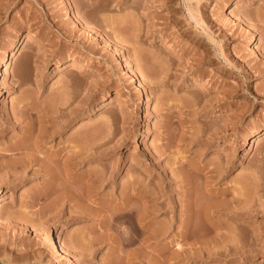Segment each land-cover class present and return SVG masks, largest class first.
<instances>
[{
	"label": "rangeland",
	"instance_id": "374dc122",
	"mask_svg": "<svg viewBox=\"0 0 264 264\" xmlns=\"http://www.w3.org/2000/svg\"><path fill=\"white\" fill-rule=\"evenodd\" d=\"M0 189V264H70L51 232L79 264H264V0H0ZM124 204L171 229L120 244Z\"/></svg>",
	"mask_w": 264,
	"mask_h": 264
},
{
	"label": "bare ground",
	"instance_id": "6f19581e",
	"mask_svg": "<svg viewBox=\"0 0 264 264\" xmlns=\"http://www.w3.org/2000/svg\"><path fill=\"white\" fill-rule=\"evenodd\" d=\"M189 1V3L191 2V1H193V0H188ZM199 2V1H198ZM197 2V3H198ZM236 5V4H235ZM195 8V6L193 7V4L191 5V4H189V6H188V10H189V13H190V16L192 17V18H194V19H196L197 20V18H196V15H197V13L199 12H195V10H197L196 8ZM195 13H196V15H195ZM198 22H199V20H198ZM201 22V21H200ZM240 22L242 23V24H244V21L242 20V19H240ZM255 36L254 35H252V42L253 43H255L256 42V40H257V37L256 38H254ZM26 40V42H31V41H37L38 43H39V47H42V46H44V44H43V42L42 41H39L38 39H37V37H36V35H34L33 33H27V35H25V37H24V39L22 40V42H24ZM169 46H171V44L169 45ZM150 50V49H149ZM149 50H147V53H148V51ZM152 50H154V49H151L150 51H152ZM155 50H157V49H155ZM168 50V48H166V49H159L158 50V52H156V53H158L157 55H159V54H167V51ZM173 51L171 52L173 55V57L174 58H180V57H183V56H185V53H184V51L183 50H177V49H172ZM149 51V52H150ZM153 52V51H152ZM155 52V51H154ZM16 54H17V49H16V47H14V49H13V52H12V56H16ZM153 54V53H152ZM149 55V54H148ZM153 55H155V54H153ZM152 55V56H153ZM157 55H155V56H153V57H151L152 58V60H150V61H152V63L155 65L156 64V62L158 63V57L159 56H161V55H159L158 57H156ZM151 56V55H150ZM9 57H10V55L9 54H5V59L6 60H8L9 59ZM149 58V57H148ZM8 63H6V68H5V70H7L8 69ZM156 66V65H155ZM157 66H158V64H157ZM156 66V67H157ZM163 66V65H162ZM83 67L84 68H86V67H88L86 64H83ZM152 67H153V65H152ZM155 69V68H154ZM157 69V68H156ZM161 69V68H160ZM159 71H161V70H159ZM155 79H157V78H155ZM158 80V79H157ZM159 80H161V79H159ZM156 82V81H155ZM159 83H161V82H159ZM158 83V84H159ZM196 84L197 85H204L205 86V82H203V81H201L200 79H197L196 80ZM45 136L46 135H44V136H41V135H39V137L38 138H36L37 140H36V143L38 144V141H41L43 138H45ZM89 136V135H88ZM87 136V137H88ZM49 137H51V136H49ZM88 138H90V136L88 137ZM28 139V138H27ZM27 139H23V141L21 142V143H15L13 146H11L9 149H8V151L9 152H13V153H16V152H20V153H23V152H25L26 154L25 155H23V157L22 158H20V160H18V162H17V164H16V166H18L19 168L21 167L22 169H23V171H22V169H21V171L22 172H24V171H26V169L28 168V167H34L35 165H37V164H39V162L41 161V158L37 155V153H36V151H32V150H30L32 153H29V150H26V148H24L23 147V145L25 144V143H27L26 141H27ZM94 139V138H93ZM101 139H102V137H101ZM97 141H98V139H96ZM98 142H100V140L98 141ZM36 144V147L38 148L39 146ZM88 146V145H87ZM36 148V149H37ZM72 149H71V154L70 155H68L67 157V160H65V164H66V166L68 167V169L70 168V167H72L73 166V163L71 162V160H74L75 158H86V157H88L91 153H93L92 152V150H93V145L92 146H88L87 148L85 147H79L77 144H75L74 146L72 145V147H71ZM27 151H28V154H27ZM58 154V153H57ZM18 159V158H17ZM12 163H14V160L13 161H11ZM14 164V165H15ZM2 166L4 165L5 167L7 166V168L8 167H10V169H11V167H13V168H18V167H14L12 164V166H10V164L9 163H3V164H1ZM197 165V164H196ZM194 165L193 164V167L194 168H198V166L199 165ZM38 166V165H37ZM74 166H75V164H74ZM73 166V167H74ZM192 166V165H191ZM66 167V168H67ZM9 168L7 169V171L8 170H10ZM47 169V168H46ZM9 172V171H8ZM91 175V174H90ZM182 177H183V180L184 181H187V182H189V181H191V180H189V177L190 176H188V174H186V172L184 171V174L182 173V175H181ZM91 178H89V179H91L93 182H95V181H99L100 180V178H101V175H99V173L97 172V173H95V174H92L91 176H90ZM135 183V182H134ZM134 185H136V183L134 184ZM49 188V187H48ZM47 188V189H48ZM137 189V188H136ZM46 190H44V192H45ZM139 191V190H138ZM137 191V192H138ZM44 192L43 191H41V193H37V195H38V197L39 196H41V195H43L44 194ZM46 192H48V191H46ZM188 192H190V191H188ZM65 193V192H64ZM64 193H63V195H64ZM67 193V192H66ZM70 193V192H69ZM89 194L86 196V199L87 200H90L92 197H91V195H90V192H88ZM191 193V192H190ZM36 195V194H35ZM67 195V194H66ZM191 195V194H190ZM65 196V195H64ZM72 196V195H71ZM37 197V198H38ZM66 197V196H65ZM69 196H67L66 198H68ZM74 197V196H73ZM77 197V196H76ZM152 199V198H151ZM84 200V199H83ZM3 203H4V198H3V194H2V192H1V189H0V208L3 206ZM204 205V204H203ZM206 205H208V204H206ZM215 205V204H214ZM213 205V206H214ZM124 206L125 207H123V208H120L119 209V212H118V210H117V212H113V214L109 217V218H107L106 219V221L104 220V223H103V226H102V228L103 229H111V228H116V230L118 231V233H119V243L120 244H122V245H124V246H126V245H131V244H133V243H135L136 241H138V240H140V239H142V241L145 243H152L153 242V240H157L158 238H160L161 236H165V234L169 231V229H171V225H165V223L162 225H159L160 223H155V215H156V213H155V210H152L154 207H152L151 208V210L149 211V209H148V211L146 210L145 212H144V210L143 211H139L140 213H138L137 211V213H135V211L134 210H136L134 207V209L133 208H129L128 206V204H124ZM210 206V205H209ZM211 206H212V204H211ZM212 206V207H213ZM189 207V206H188ZM191 207V206H190ZM204 208H205V205H204ZM205 209H207V208H205ZM208 211H206V210H204V212H203V215L201 214L200 216H202V217H200L199 219H201V220H203V226L207 223V222H213L212 220V215H211V212L209 211V208L207 209ZM210 210H211V208H210ZM84 211V210H83ZM212 212H213V210H212ZM214 212H215V210H214ZM190 216V215H189ZM193 216V215H192ZM191 216L187 219V227L185 228L186 230H185V232L183 233V237H184V239L185 238H189V231H191V227H192V225H190V222H191ZM194 219V218H193ZM1 221V220H0ZM198 221V220H197ZM1 222H3V221H1ZM157 222V221H156ZM197 224V223H196ZM122 225H123V227H122ZM199 225V224H198ZM201 225V224H200ZM214 225V224H213ZM40 226V225H39ZM38 226V227H39ZM191 226V227H190ZM206 226V225H205ZM185 227V226H184ZM199 227V226H198ZM202 227V226H201ZM56 228V227H55ZM41 229V228H40ZM57 229V228H56ZM196 228L194 227V228H192V230L194 231V233H195V230ZM200 229V228H199ZM39 230V229H38ZM150 230V231H149ZM207 230V229H206ZM206 230L204 229V227H203V237H200V236H196V234L195 235H192V237L193 236H195V237H193L192 239H193V244H197V243H199L200 241H202L203 240V243H206L205 242V238H204V235L206 234L205 232H206ZM147 231H149L150 233L149 234H147L146 235V237L143 239V238H141V236L142 235H144V233H146ZM201 231V230H200ZM82 232V231H81ZM89 232H91V231H89ZM89 232H87V231H85V232H83L82 234H81V241L82 242H84V241H88L89 242V244H90V242L92 243V241H93V243L96 241V240H98L99 239V241L100 240H102V239H100V238H97V237H95V238H93V239H90L89 237L91 236L90 234L91 233H89ZM192 232V231H191ZM197 232V231H196ZM106 233V232H105ZM182 233V232H181ZM208 233V232H207ZM191 234V233H190ZM193 234V233H192ZM198 234V233H197ZM200 235H201V233H199ZM49 237H50V244H51V246H53L52 248H54V249H52L55 253H57V255H59V256H61V258L62 259H66L67 261H69L70 262V264H79V261L74 257L75 255H73V253H71L72 251L70 250V248H69V245L68 244H66V243H62V244H60L59 242H57L55 239H54V235H53V233L51 232L50 233V235H48ZM92 238V237H91ZM102 238H104V237H102ZM203 238V239H202ZM85 243V242H84ZM179 244V243H178ZM93 245V244H92ZM150 245H152V244H150ZM182 245V244H181ZM183 246V245H182ZM180 247L181 249L180 250H177L176 252L178 253V254H183L184 253V247ZM157 247V246H156ZM161 249V248H160ZM52 251V252H53ZM161 251H164V249H161ZM54 253V254H55ZM173 258V257H172ZM81 263V262H80Z\"/></svg>",
	"mask_w": 264,
	"mask_h": 264
}]
</instances>
